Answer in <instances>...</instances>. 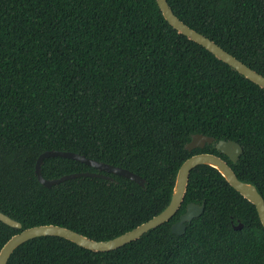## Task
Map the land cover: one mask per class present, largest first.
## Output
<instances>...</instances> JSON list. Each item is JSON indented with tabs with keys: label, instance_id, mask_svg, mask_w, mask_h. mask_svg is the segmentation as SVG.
Returning a JSON list of instances; mask_svg holds the SVG:
<instances>
[{
	"label": "trees",
	"instance_id": "16d2710c",
	"mask_svg": "<svg viewBox=\"0 0 264 264\" xmlns=\"http://www.w3.org/2000/svg\"><path fill=\"white\" fill-rule=\"evenodd\" d=\"M184 24L264 76V0H166ZM194 134L213 138L186 151ZM242 149L236 163L214 148ZM70 152L144 180L45 158ZM225 160L264 200V90L178 34L155 0H0V249L39 225L95 241L117 237L169 203L176 172L194 154ZM189 203L204 204L182 236L171 232ZM240 222L242 228L234 230ZM7 264H264L255 207L212 167L190 171L177 213L138 240L92 252L59 237L17 247Z\"/></svg>",
	"mask_w": 264,
	"mask_h": 264
},
{
	"label": "water",
	"instance_id": "95a60500",
	"mask_svg": "<svg viewBox=\"0 0 264 264\" xmlns=\"http://www.w3.org/2000/svg\"><path fill=\"white\" fill-rule=\"evenodd\" d=\"M155 1L165 21L174 30H176L178 34L200 45L206 51L212 54L217 60L225 63L232 70L236 71L245 79L249 80L259 88L264 90V76L257 73L255 70L251 69L240 60L223 50L212 40L208 39L204 35L198 33L197 31L184 24L173 14L166 0ZM212 142L213 138L211 137L201 134H194L191 136L189 142L184 145V149L190 152L197 148L202 149L206 144H211ZM214 148L221 154L225 155L231 163H236L238 156L242 151L240 145L231 140H220L214 144ZM49 157H61L79 161L80 163L92 167L99 172L121 176L132 180L140 187H144L143 179L125 169L92 161L74 153L51 150L45 151L40 154L35 163V174L37 180L41 185L47 188H50L51 186L59 184L66 180L78 178L81 176L108 179L107 176L102 175L101 173L89 172L64 175L56 179H44L41 176L40 167L43 160ZM200 165H206L214 168L231 188H233L244 199L251 203L255 207L261 226L264 228V200L258 193L256 187L250 183L240 181L236 177L228 163L219 156L208 153H200L190 156L178 168L168 205L159 214L152 217L148 221L136 226L132 230L106 241H95L66 227L57 225H39L30 227L11 236L4 243V245L0 249V264H7V261L9 260L11 254L17 247L29 240L39 237H59L92 252L112 251L130 242L136 241L148 231L168 222L177 213V211L181 207L186 193L190 171L196 166ZM203 210V203L201 205H197L194 203L187 204L185 207V212L179 216L177 222L171 225V232L175 235L182 236L185 233L186 223H189L192 219L199 217L202 214ZM0 222L14 229L21 228V224L19 222L11 219L1 212ZM241 228L242 224L240 222H238L236 226H233L234 230H240Z\"/></svg>",
	"mask_w": 264,
	"mask_h": 264
}]
</instances>
